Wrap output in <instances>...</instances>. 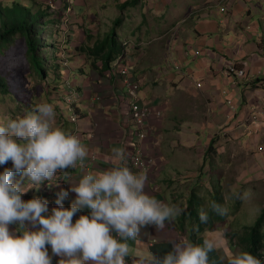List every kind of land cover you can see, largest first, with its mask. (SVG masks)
<instances>
[{
	"label": "crops",
	"instance_id": "1",
	"mask_svg": "<svg viewBox=\"0 0 264 264\" xmlns=\"http://www.w3.org/2000/svg\"><path fill=\"white\" fill-rule=\"evenodd\" d=\"M109 1L103 0L102 2L105 3L100 4L98 0H95V4L92 6L89 5L91 0L90 2L74 0L73 5L80 6V8L78 7V11L72 8V16L70 15L72 38L78 39L83 36L85 40L87 37L93 39L92 48L95 50L98 43L106 41L105 34L112 27L117 44L122 38L124 43H128L126 47L123 46V51L126 52L130 64L134 67L136 80L142 86L141 97L154 110L163 113L160 119L154 116L149 119L150 130L146 141L143 142L144 155L147 159H151L152 165L144 191L160 201L170 202L186 209L175 221L166 222L163 229L151 225L141 228L137 240L128 241L132 253L151 251L157 256L163 257L166 252L172 250L174 241L188 237L193 242L202 243L205 237L212 236V234H207V229H212L216 230L214 231L215 235L222 233L223 237L218 248L209 254L210 264H227L226 258L231 253L222 258L219 252H228L231 246L235 248L234 238L237 239L240 246L248 248L247 234L251 227H235L234 224H231L224 228V221L217 222L215 216L212 219V228L207 225L208 223L200 227L195 217L192 221L189 206L186 207V204L196 200L200 204L205 203L203 195L200 196L196 192V187L203 185L205 196L211 199L212 192L206 189L207 180H204L202 176V169L199 170L200 173L196 172L195 178H190L193 167H196L197 171L201 163L198 166L190 164L179 166V163L173 161L175 155L182 156V162L187 160L185 155L190 152V148L185 145L187 138L182 133L188 136L191 130L183 128L184 120L179 116V112L183 110L184 106L189 109L191 107L190 99L196 97L198 104H193L194 108L191 110L195 112V115L197 113L201 115L200 121L194 124L197 127L196 134L199 130L204 134L207 132L216 133L218 128V136L216 134L213 137L205 136V139H209L210 145L226 132L232 137H241V141L236 142L237 145L230 146H237L234 154L237 153L241 156L240 163H236L237 161L232 163L231 174L228 173V164L224 165V174L221 173L222 181L230 189L225 192L224 185H222L218 193H215L222 205L228 207L224 197L226 193L229 195L235 190L242 193L251 189L253 195L250 201L254 202L253 205L261 213L260 216L264 218V145L256 146L253 140L243 137L242 128L244 126L237 121L244 119L245 110L250 100L253 104L264 105V93L259 96L256 92L261 89L253 88L243 93L245 83L252 86L256 79L264 76V0H229L230 3L225 12H221L220 9L225 6V2H221L222 0H137L134 5V0ZM29 2H32L38 13L43 12L49 15L44 17L46 24L54 19L55 15H52L49 7L42 9L39 4L37 7L34 1ZM137 5L141 12L132 17V21L131 17L127 19L128 14L126 15L125 12H130ZM149 5L151 6L149 7ZM58 10L63 14L61 1H59ZM109 13L114 17H108ZM165 17H169V25L164 31L160 30L162 26L157 28L159 25L154 23L148 26L147 20L164 19ZM108 20L110 24L106 31L107 27L104 26ZM118 20L119 24L116 25L115 22ZM170 25L171 29H168ZM149 33L154 39H152V45L147 48L143 42L149 37H146ZM129 36L131 37L129 38ZM185 47L190 49L188 54L185 53ZM197 50L202 54L195 56L193 53ZM206 50L210 51V57L205 56ZM97 58L99 57L97 56ZM231 61L239 68L244 69L246 73L244 81H238L236 88H232L230 80L224 76V63ZM172 62L181 66V72L173 69ZM102 66L101 60L96 61L95 73L100 74L97 78L93 76V71L88 74L86 68L77 65L71 67V70L67 72H70V77H68L66 70H60L59 66L58 73H62L64 77L60 76L61 80L55 79L58 85L49 86L46 97L42 101L53 104L56 125L70 132L75 131L88 151L82 168L78 166L76 169H68L69 177L63 175L62 189L65 191H70L71 187L75 186L87 172L103 171L111 167L113 162L111 149L113 147L123 148L126 157L130 153L127 142L133 127L129 119V103L120 82L115 78L108 77L104 72L107 68L102 69ZM250 76H253L254 80H250ZM197 82L201 83L199 89L195 87ZM65 83L71 88H66ZM52 90L53 92L50 93ZM224 90H229L228 96L222 95ZM230 92L231 95L239 94L241 97L249 93V101L241 100L239 103L237 98L229 96ZM68 93H76L79 96L78 102L72 99L73 109L64 100V96ZM232 101L238 107L233 121L225 118L229 103ZM198 107H201V110L197 109ZM72 110L77 115V121L74 124L67 120L70 118ZM67 113L69 116H65ZM163 136L168 139L167 142L163 141ZM223 139L225 138L219 139L217 143L220 144ZM259 148L262 150L260 151ZM207 150H209V145L201 149L202 161ZM215 151L217 154L220 153L219 148L214 149V153ZM242 165L243 168L240 167ZM127 166L130 167L128 160ZM207 167L205 165V168ZM133 173L137 174L136 171ZM229 175L232 178L231 181ZM209 180L211 181L212 178ZM53 182V180L45 181L41 184V190L34 188L35 191L32 190V194L31 192L29 194L30 197L33 195L32 197L38 196L46 199L49 210L57 206L56 199L60 193L59 189L54 188ZM215 188H218V185ZM70 192L69 197L62 201L66 208L76 198V194ZM31 198L28 197V199ZM238 200L234 206L238 208L236 211L230 210L228 207L226 222L231 218L236 219V214L242 213L239 208L241 201ZM194 209L198 210L199 207L194 205ZM81 214H90V209L87 207L81 209L74 215L73 222ZM182 219H184L183 225L180 224ZM239 223L237 222V225ZM195 225L199 226V232L193 231ZM221 225L222 227H220ZM15 228L16 225H10L11 230ZM227 228L230 232L232 231V237L224 235ZM239 229H241L240 232H238ZM242 231L244 232L243 238L240 240L236 236ZM262 233L261 252L263 256L261 260L264 261V223ZM230 238L232 243H230ZM48 252L52 258V264H57L60 257L52 254L50 246ZM126 259L131 264V258Z\"/></svg>",
	"mask_w": 264,
	"mask_h": 264
},
{
	"label": "clouds",
	"instance_id": "2",
	"mask_svg": "<svg viewBox=\"0 0 264 264\" xmlns=\"http://www.w3.org/2000/svg\"><path fill=\"white\" fill-rule=\"evenodd\" d=\"M57 14L61 19L63 14ZM126 44L120 46V54H126ZM55 115L53 104L41 102L23 116L0 123V166L12 165L0 172V264H52L49 246L52 254L60 257L57 264H129L128 257L131 264H210L209 254L220 245L222 233L205 237L202 243L188 237L174 241L172 250L163 257L151 251L132 253L128 241H136L141 228L151 225L163 229L166 222L175 221L186 209L146 194V174L131 171L121 147L111 149V167L89 171L71 187L76 198L69 207L62 203L68 196L63 189L51 210L44 198L22 199L25 180L42 187L58 172L69 177L68 169L82 168L88 156L78 136L56 125ZM252 195L247 189L230 193L226 201L235 197L246 202ZM204 199L198 210L201 224H207L213 215H228V207ZM84 207L90 214H81L73 222L74 215ZM10 225L16 228L11 230ZM193 231L199 232V226H193ZM262 242L263 233L261 246ZM226 259L227 264H264L245 250L233 252Z\"/></svg>",
	"mask_w": 264,
	"mask_h": 264
},
{
	"label": "rangeland",
	"instance_id": "3",
	"mask_svg": "<svg viewBox=\"0 0 264 264\" xmlns=\"http://www.w3.org/2000/svg\"><path fill=\"white\" fill-rule=\"evenodd\" d=\"M14 0H0V4H2L3 6H7L10 7L12 5ZM21 4H28L26 5V10L25 11H21L19 12V14L23 17L24 19V25L26 28L28 27H35L38 24V19L39 16H37L36 14H34L35 12V6L32 4V2L29 1H34L36 6L39 7V5L42 7V9H46L47 7L50 8L52 15H55L54 18H56L57 20L59 19V29L58 27H55L53 23H47L46 24V19L42 18L41 22L42 25L40 27H37V31L40 33V40H38V43L35 42L34 43V48L35 53L37 52L39 57H36L35 53H30L29 55L26 54V44L23 40V38H21L19 35H16L11 42L6 45L3 48H0V80L2 81V84H4V86L7 89V92H2V89H0V123L6 122L7 119L9 118H16L17 116H23V114L25 113L26 110H31L36 104L42 102L44 100V98L46 97V91L48 90L49 86H57L58 83H56L55 79L57 80H61L60 76L64 77L62 73H58V68L60 66V70H66V73L71 70V67H74V65L83 67L84 69L86 68V70H88V74L91 73V71H93V76L95 78H97L98 76H100V74L95 73V68L94 66L96 65V61H100L98 59H95V57L93 56V54H91L90 50L93 47L94 42L92 41L93 39H90L89 37H87V40H85V38L82 36V38H78V39H73L72 38V32H71V16L69 17V20H65L63 17L60 19L59 18V14H57L56 9L59 6V1L62 0H18ZM86 2H90V0H85ZM100 2V4L105 3L102 2L103 0H98ZM109 1V0H108ZM109 2H112L109 1ZM221 2H225L224 3V8H227V6L229 5L230 1L229 0H222ZM39 4V5H38ZM95 4V0H91L89 5H94ZM52 6V8L50 7ZM151 5H149L150 7ZM80 6L77 5H73L72 4V8L73 10L78 11ZM82 7H84L82 5ZM138 12H141V9L137 6L133 7V9L125 14L127 16V19H129L131 17V21L133 20L132 17L137 16ZM57 14V16H56ZM108 17L112 18L114 17V15H111L110 13L108 14ZM119 17V15H118ZM31 20H30V19ZM124 17H123V21H124ZM147 20V19H146ZM119 21V20H118ZM117 21V22H118ZM128 22H130L128 20ZM148 26L152 23L162 26L160 28L161 31H164L168 25H169V17H165L164 19L158 18L157 20H147ZM110 21L108 20L105 28L106 31L109 28ZM62 26V28H61ZM65 27H69V31L66 34H63ZM103 28V27H102ZM144 28V27H143ZM168 29H171V25L169 26ZM113 34H115L114 29L109 28V30L106 32L105 37L106 40L108 42L104 43V48H105V52L103 54L104 55H108L109 54V50L113 49L114 46L113 44L114 38H113ZM83 35V34H82ZM134 35V34H133ZM149 36V37H148ZM116 37V36H115ZM131 36H129L130 38ZM145 37V36H144ZM148 38H146L144 46L145 47H149L151 46V42L152 39H154V37H151V34H147ZM123 39V38H122ZM120 39V43L119 45L116 43L115 47L116 50L119 51V48H121L120 46L123 45V40ZM117 42V41H116ZM74 43V44H73ZM80 44V45H78ZM70 54H72L70 56ZM64 57L67 60V64H63L61 61H63ZM132 57V56H129ZM72 59V61H71ZM127 60L130 61L127 57ZM134 62V60H132ZM61 62L59 65L58 63ZM43 71V73H42ZM134 67H132V73L134 74ZM104 72L106 73L107 70H104ZM67 76L70 77V72L67 73ZM102 77V76H101ZM264 76H262L259 79H256L254 82L255 84L249 85L248 83H245L244 85V89H243V93L248 92L249 89H261L260 91H256L258 92L259 96L262 95L264 93ZM253 76H250V80H254ZM75 79V77H74ZM245 79V78H244ZM68 80V79H67ZM72 80V78H71ZM239 81H244L239 80ZM51 82V83H50ZM247 82V81H246ZM57 84V85H56ZM66 88H70V86L64 85ZM142 88V86H141ZM230 90V89H229ZM229 90H224L223 92H227L226 95L223 94L224 96H228V92ZM53 90L50 92L52 93ZM249 93H247L245 96L241 97L239 94L238 95H231V92L229 94V96H234V99L237 98L238 102L240 103V101H249L248 100V95ZM140 95H141V91H140ZM230 98V97H229ZM72 99L75 102H78L77 100L79 99V96L76 93H73V97ZM191 101V107L189 109H187L185 106L183 108V110H181L179 112V116L183 117L182 120H184L182 123L183 128L186 129H190L191 131L189 132L190 135L186 136L184 133H182V135L184 137L187 138V140L185 141V145L188 146L190 149V152H188L185 156L187 158V160H183L182 162V156L180 155H175L174 156V162L179 163V166H185L184 164H190L192 166H198V164L201 163V166H198V170L196 171V167H193L192 170V174L190 176V178H195V175L197 174L196 172L200 173L199 170L202 169V176L204 178V180L206 179L207 181V188L210 192H212V194L215 192H218L220 190V188L225 189V192H227L228 186L224 181H222V174H224V168L223 166L228 164L229 169H228V173L231 174V168L233 167L232 163L234 161H237L236 163H240V159L241 156L238 155L237 153H235V149L237 146L235 147H230L232 144H236V142L241 141V137H232V135H227L228 132L224 133L223 135H221V138H225L223 139V141L220 142V144H218L217 142L219 141V139H216L215 141H213L211 143L213 149L219 148L220 153L217 154L216 151L215 153H209L207 152L206 154V158H203V161L201 160L202 157V151L201 149H203L206 145H210L209 143V139H205L206 135H211L213 137V135L216 134L217 135V131L219 130L217 128L216 133L213 132H207V134H204L201 132V130H199L196 134L197 131V127L194 126L195 123L199 122L200 120V116L198 113L197 115H195L194 111H191L194 106H192L193 104H198L196 102V97H193L192 99H190ZM246 101V102H247ZM234 104L235 102L232 101ZM237 106V105H236ZM187 109V110H186ZM197 109L201 110V107H198ZM238 110L237 109L233 112V117H232V121L235 119L236 116V112ZM246 115L244 117L243 120H237L238 122H240V124H242L244 127L242 128V133H243V137H247L250 138L251 140H253V143L256 144V146H263L264 145V133H262L261 128H262V124L264 123V105L260 104V103H254L252 102V100H250V103L248 104V106L246 107ZM65 116H69L68 113L67 115L65 114ZM70 117V116H69ZM256 117V123H254V118ZM67 120H69V118H67ZM152 120V119H151ZM70 122V120H69ZM72 124V123H71ZM211 137V138H212ZM262 139V140H261ZM168 139H166L163 136V141L167 142ZM146 141V139H145ZM144 141V142H145ZM223 150V151H221ZM231 162V163H230ZM205 165H207L208 167L205 168ZM11 162H9L7 165L4 166H0V172L3 171L4 167H11ZM201 167V168H200ZM243 168V165L240 166ZM239 169V167L237 168V170ZM170 170V168H169ZM177 170V169H176ZM218 172H217V171ZM171 172V171H170ZM204 172V173H203ZM207 172V174H206ZM220 172V173H219ZM222 173V174H221ZM177 175V173H176ZM178 176V175H177ZM182 178V175L180 176ZM187 178V179H190ZM207 178H212V180L210 181ZM16 179H20L19 176L16 177ZM229 180L231 181L232 178L229 175ZM28 183L30 186V189L28 190ZM204 184V183H203ZM205 185V184H204ZM218 185V188H215V186ZM23 188L26 191V194H24L22 196V199L27 200L28 197H30V192L32 194V190L33 192L35 191L34 186H36L37 189L41 190V186L38 185H34L31 186L30 182L25 180L23 183ZM204 187L203 185H198L196 187V192H198V194L202 197H206L205 193H204ZM242 189V188H239ZM201 190V191H200ZM222 190V189H221ZM237 192V190L234 191V193ZM227 193L224 195L225 199L227 197ZM222 199H223V194H222ZM239 201L237 198L233 197L232 199H228L227 202V206L229 207L230 210H234L236 211L238 208L234 207L236 204V202ZM241 201V200H240ZM254 203V202H253ZM253 203L251 201H246L243 202L241 201V203L239 204V208H241L242 213L241 214H236V219L235 218H231L228 220V222H226V219L224 220V228L228 225L230 226L231 224H234L235 227H242V226H247V228L252 227L253 224L257 221V219L260 217L259 212H257L256 210V206L253 205ZM184 204V203H183ZM205 204V203H204ZM189 206V204H186ZM238 206V204H237ZM244 206V207H243ZM197 210V209H195ZM240 212V211H238ZM237 222L240 223L237 225ZM180 224L183 225L184 221L181 220ZM222 227V225L220 226ZM212 228V226L210 227ZM247 228L245 229V231L247 230ZM234 230H237V228H234ZM214 231L216 230H212V229H207V234L210 235L212 234V236H214ZM241 229L238 230V232H240ZM232 232V231H231ZM228 228L226 229L224 235L226 236H230L232 237V233H231ZM243 231L238 234L236 236V238H239L240 240L242 239L241 237L243 236ZM235 248L234 246H231L228 249V252H219V254L222 256V258L225 257L226 254L228 253H233V252H237L241 250H245L247 251L248 248L246 246H240V244L238 243L237 239H235ZM230 243H232V240L230 238Z\"/></svg>",
	"mask_w": 264,
	"mask_h": 264
},
{
	"label": "built area",
	"instance_id": "4",
	"mask_svg": "<svg viewBox=\"0 0 264 264\" xmlns=\"http://www.w3.org/2000/svg\"><path fill=\"white\" fill-rule=\"evenodd\" d=\"M74 0H62L61 5L63 7V15L62 17L65 20H69L70 14L72 12V4ZM52 8V6H50ZM221 12H225L226 8L222 7L220 8ZM56 11H59L58 8ZM62 28V26H61ZM69 31V27H65L63 34H66ZM189 48L185 47V53H189ZM205 56H211V53L209 50H206ZM195 56H199L202 54L201 51H195L193 53ZM63 64H67V60L64 57L63 61H61ZM173 69L177 72H181V66L177 64L176 62H172ZM132 65L126 58V54H120L118 55L112 63L109 64V67L107 68V72L105 73L110 78H115V80H118L120 82V85L122 87V90L128 100L129 103V119L131 122V126L133 127L130 139L127 142V145L130 149V153L127 155V160L130 163V169L132 172L136 171L137 174L143 172L146 174L148 178V174L151 172V159H147L144 155V149H143V142L148 136L149 133V126L148 122L149 119L154 116L158 117L159 119L162 117L163 113L162 111H156L154 108H152L150 105H148L141 97L140 91H141V84L138 80H136L134 74L132 73ZM224 76L230 80V83L232 85V88H236L238 81L241 79H244L246 77L245 70L242 68H239L235 63L227 62L224 63ZM196 88L201 87V83L195 84ZM224 95L227 94V92H223ZM72 97L73 93H68L66 96H64L65 102L69 105L71 109L74 108V105L72 103ZM237 106L230 102L228 106L227 113L225 115L226 120H231L233 117V112L236 110ZM71 123H75L77 121V115L72 110V113L69 118ZM256 117L254 118V123H256ZM262 133H264V123L262 124L261 128ZM74 135H76L75 131L72 132ZM77 136V135H76ZM261 151L262 148H259ZM54 188L62 190L63 186V173L58 172L52 179ZM33 184V183H31ZM68 196L71 194L69 190ZM115 235V233H113Z\"/></svg>",
	"mask_w": 264,
	"mask_h": 264
},
{
	"label": "trees",
	"instance_id": "5",
	"mask_svg": "<svg viewBox=\"0 0 264 264\" xmlns=\"http://www.w3.org/2000/svg\"><path fill=\"white\" fill-rule=\"evenodd\" d=\"M137 0L133 1V5L136 3ZM26 5L28 4H21L18 0H16L10 7L7 6H3L2 4H0V48L5 47L6 45H8L11 40L16 36L19 35L21 38H23L25 44H26V54L29 55L30 53H35V48L34 43L37 42L38 40H40V33L37 31V27H40L42 25L41 19L44 17H48L49 15H46V13H38L37 11L34 12V14H36L37 16H39L38 19V24L35 27H28L26 28L24 25V19L23 17L19 14V12L21 11H25L26 10ZM60 15V14H59ZM30 19V18H29ZM31 20V19H30ZM48 23H53L58 24L59 23V19L57 20L56 18L52 19L51 21H48ZM116 25L119 24V21L115 22ZM113 38L115 40V34H113ZM116 40L114 41L115 44H113L114 48L109 50V54L106 56L104 54V43L108 42L106 41H102L100 43H98L95 46V50L92 48L90 50L91 54L94 55L95 59H99L102 61V69H106L109 67L110 62L116 58V56H118L121 53V48H119V51L116 50ZM38 52V51H37ZM37 52L35 53L36 57H39ZM97 56L99 58H97ZM106 56V57H105ZM107 70V69H106ZM43 73V71H42ZM264 79V77H263ZM3 80H0V89H2V92H7L6 87L4 86V84H2ZM209 153H213L214 154V149L212 147V145H209V150L206 151ZM218 193V192H217ZM217 193H213L212 194V199L216 200L218 203L222 204L221 200L218 199V195ZM220 194V193H219ZM221 195V194H220ZM194 205L198 206L199 208L202 207L204 205L198 203V201L196 200L195 202H189V210L191 212V217H192V221L195 220L198 221V225L200 227H202L203 224L200 223L199 221V216H198V210L194 209ZM216 217L217 222L221 223L225 220L226 216H217V215H213L211 217V219L209 220L208 224L209 226H212V219L213 217ZM184 220V219H182ZM264 223V218L262 216L259 217V219L256 221V223L249 229V234H247V239H248V250L249 252H251L253 255L257 256L258 258L262 259V253H261V241H262V226ZM192 237H194V235H192ZM243 238V236L241 237Z\"/></svg>",
	"mask_w": 264,
	"mask_h": 264
}]
</instances>
